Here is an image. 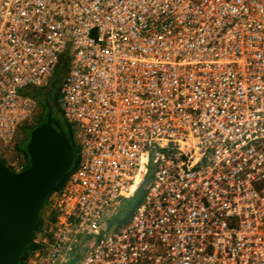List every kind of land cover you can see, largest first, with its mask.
Returning <instances> with one entry per match:
<instances>
[{
    "label": "built area",
    "instance_id": "2783aa9c",
    "mask_svg": "<svg viewBox=\"0 0 264 264\" xmlns=\"http://www.w3.org/2000/svg\"><path fill=\"white\" fill-rule=\"evenodd\" d=\"M62 55L79 149L25 264H264V0H0L5 147Z\"/></svg>",
    "mask_w": 264,
    "mask_h": 264
},
{
    "label": "water",
    "instance_id": "95a60500",
    "mask_svg": "<svg viewBox=\"0 0 264 264\" xmlns=\"http://www.w3.org/2000/svg\"><path fill=\"white\" fill-rule=\"evenodd\" d=\"M28 166L12 169L0 158V264H20L46 198L73 168L77 148L48 105L28 132Z\"/></svg>",
    "mask_w": 264,
    "mask_h": 264
},
{
    "label": "trees",
    "instance_id": "16d2710c",
    "mask_svg": "<svg viewBox=\"0 0 264 264\" xmlns=\"http://www.w3.org/2000/svg\"><path fill=\"white\" fill-rule=\"evenodd\" d=\"M66 65H67V56L66 55H62L60 63H59V66H58V70H57V78L55 79V82L52 85L49 86L50 89H48L47 87H45V88L27 87V88L22 90V93L33 97L37 101L36 109H35L34 113L32 114L30 120L26 121L24 124L21 125V130L24 132L23 134H25V139L22 140L21 142L15 143V145H13L14 148L16 149L17 153L21 154L25 158V162H24L23 168L28 166V155H27L26 150L24 149V144L27 141L26 139L28 137V132H29L30 129H32L34 126L39 124L44 119L45 113L47 112L48 105L52 106L53 115L55 117H57L61 121L64 129L68 132V134L70 135L71 139L72 140L74 139L73 135H72L71 123H69L64 118V115L62 114V111H61V109L59 107V103H58V96H59V94H58V86H59V83H60L62 75L66 71ZM69 172L58 183V185L55 187L54 191L57 190L62 185V183L66 180ZM143 196H144V194L141 195V197H139L137 199V203H139L143 199ZM49 198H50V195L46 198V200H45V202L43 204V207H42L41 212H40L38 225H37L36 230L34 232L32 241L27 246V248L25 249V253L23 255V258H22L20 264H25V261H26V258L28 257V255L30 253H32L33 251H36V250H38V249H40L42 247V245H40L38 243H35L33 241V239L37 235H39V233L42 230V225L44 224L43 223L44 221H43V219H41V215L43 214L44 206L49 202ZM56 215H57V211L52 210L51 213L48 215V220L50 222L54 221L56 219Z\"/></svg>",
    "mask_w": 264,
    "mask_h": 264
},
{
    "label": "rangeland",
    "instance_id": "374dc122",
    "mask_svg": "<svg viewBox=\"0 0 264 264\" xmlns=\"http://www.w3.org/2000/svg\"><path fill=\"white\" fill-rule=\"evenodd\" d=\"M48 89L49 86L47 87ZM46 114V113H45ZM24 132L20 129V132L16 136V142L20 140L25 139V134ZM27 140V139H26ZM75 141V139H73ZM13 143V145H15ZM76 148L79 149L77 142L75 141ZM17 151L14 148V146L10 147H5L2 142L0 141V158H2L12 169L18 170L17 165H14V160L17 158ZM146 192L144 185H142L136 193L131 196L128 199L121 198L120 204L116 209V212L108 219H106L105 224L109 227L111 226H116L119 227L133 212V209L136 207L137 199L141 197ZM127 200V202H126ZM137 203V204H136ZM51 206H50V201L44 206V211L43 214L41 215V219H43V223H47L48 220V215L51 213Z\"/></svg>",
    "mask_w": 264,
    "mask_h": 264
},
{
    "label": "bare ground",
    "instance_id": "6f19581e",
    "mask_svg": "<svg viewBox=\"0 0 264 264\" xmlns=\"http://www.w3.org/2000/svg\"><path fill=\"white\" fill-rule=\"evenodd\" d=\"M139 179H140V177H137V183L139 182ZM137 184H135V185H133V189H134V187L136 186Z\"/></svg>",
    "mask_w": 264,
    "mask_h": 264
},
{
    "label": "crops",
    "instance_id": "0c3cea01",
    "mask_svg": "<svg viewBox=\"0 0 264 264\" xmlns=\"http://www.w3.org/2000/svg\"><path fill=\"white\" fill-rule=\"evenodd\" d=\"M135 209V208H134ZM134 209H133V211H134Z\"/></svg>",
    "mask_w": 264,
    "mask_h": 264
}]
</instances>
